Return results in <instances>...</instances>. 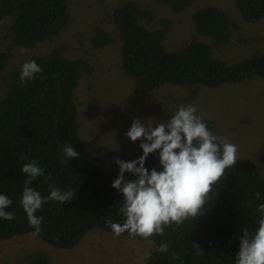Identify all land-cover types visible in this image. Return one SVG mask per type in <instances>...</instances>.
Returning <instances> with one entry per match:
<instances>
[{
  "label": "trees",
  "instance_id": "obj_1",
  "mask_svg": "<svg viewBox=\"0 0 264 264\" xmlns=\"http://www.w3.org/2000/svg\"><path fill=\"white\" fill-rule=\"evenodd\" d=\"M153 1L180 15L194 0ZM233 2L243 22L253 24L264 18V0ZM70 4V0H0V23H9V46L0 48V194L13 200L6 210L15 215L11 221L0 218V242L31 235L52 250L71 251L91 232L116 237L106 221L124 220L118 211L122 194L111 186L119 168L107 169L79 135L75 93L79 83L93 72L87 49L102 51L117 45L119 70L137 89L154 92L171 87L184 91L187 101L202 90L264 81V52L253 51L235 62L220 57L237 42L244 46L247 41L240 38L239 25L212 5L193 13V33L172 48L164 43L170 26L167 19L156 20L148 3L123 0L100 16L89 38V32L79 31L43 52L40 45L53 43L68 30ZM76 47L80 53L74 52ZM14 48L33 51L11 63ZM29 60H35L43 71L22 83L21 65ZM204 121L220 135L214 120ZM69 144L79 156L61 163L65 159L62 149ZM142 154L138 147L127 161ZM22 156L35 160L45 170V177L51 174L56 187L76 193L64 204L49 201L37 211L36 215L43 217L39 234L29 226L20 203L27 178L21 171L26 162ZM145 166L159 170L158 153L149 155ZM45 177L30 187L47 196L51 181L46 183ZM125 179L134 177L125 173ZM214 192L216 197L205 205L206 214L196 221H185L179 228L173 225L162 236L148 240L131 238L151 244L144 264H235L241 229L254 231L258 226L260 213L255 209L264 203V175L252 162L238 160L226 170ZM119 238L130 237L124 233ZM165 242L170 244L168 252L157 251ZM193 244L200 246L202 255L194 254ZM15 264H51V255L27 250L19 254Z\"/></svg>",
  "mask_w": 264,
  "mask_h": 264
},
{
  "label": "rangeland",
  "instance_id": "obj_2",
  "mask_svg": "<svg viewBox=\"0 0 264 264\" xmlns=\"http://www.w3.org/2000/svg\"><path fill=\"white\" fill-rule=\"evenodd\" d=\"M121 1L70 0L72 22L68 30L53 43L40 45V50L47 51L79 31H87V37L90 36L100 16L110 13ZM137 1L148 3L156 20L169 21V33L164 42L167 48L187 41L193 33V13L212 5L223 9L239 25V36L247 41L241 46L235 40L237 45L222 52V59L235 62L253 51L264 52V18L253 24L243 22L233 0H194L180 15L153 0ZM8 34L9 23H0V48L9 46ZM20 50H11V63L33 51L21 54ZM73 50L80 53L77 47ZM87 51L92 55L93 72L79 83L75 93L79 135L87 148L103 160L107 169L119 168L114 158L127 161L139 147V140L133 143L125 135L134 119L155 126L156 123H166L180 105L191 104L203 120L215 121L225 140L238 146L239 160L252 162L264 175V81L202 90L194 100L187 101L184 91L171 87L154 92L137 89L119 70L117 45L102 51ZM27 250L48 252L51 264H144L148 257L145 253L150 252L151 244L96 231L87 234L73 250L59 251L27 235L0 242V264H15L19 254Z\"/></svg>",
  "mask_w": 264,
  "mask_h": 264
},
{
  "label": "clouds",
  "instance_id": "obj_3",
  "mask_svg": "<svg viewBox=\"0 0 264 264\" xmlns=\"http://www.w3.org/2000/svg\"><path fill=\"white\" fill-rule=\"evenodd\" d=\"M20 51L23 54L24 49ZM42 71L35 60L25 61L21 65L19 80L26 83ZM125 135L133 143L140 141L143 154L131 161L114 158L119 173L111 186L122 194L118 211L124 220L114 223L108 219L106 223L116 237L128 233L130 238L148 240L156 235L162 236L165 229L173 225L179 228L185 221H196L206 214L205 205L216 197L214 189L222 184L226 170L232 169L239 160L238 146L210 130L191 104L180 105L166 123H156L155 126L136 118ZM62 152L65 159L61 163L79 156L70 144L65 145ZM154 153H158L159 170L155 167L149 170L145 166L149 155ZM21 158L26 160L21 171L27 178L20 203L29 226L39 234L43 217L37 216V211L49 201L64 204L76 193L56 187L51 174L45 177V170L35 160ZM125 173L132 174L134 179H125ZM41 177H45L46 183L51 181L47 196L30 187ZM255 195L260 198L259 192ZM12 203L7 195L0 194V218L15 219V215L6 210ZM251 204L249 201V206ZM255 211L260 213L256 220L258 226L254 231L246 227L241 229L243 235L235 264H264V203H260ZM169 248L170 244L165 242L157 251L168 252ZM193 248L195 255L203 254L198 244H193ZM173 258H176L175 254Z\"/></svg>",
  "mask_w": 264,
  "mask_h": 264
}]
</instances>
